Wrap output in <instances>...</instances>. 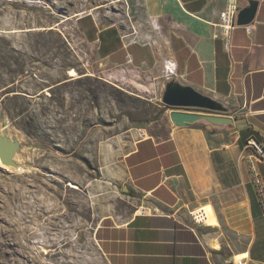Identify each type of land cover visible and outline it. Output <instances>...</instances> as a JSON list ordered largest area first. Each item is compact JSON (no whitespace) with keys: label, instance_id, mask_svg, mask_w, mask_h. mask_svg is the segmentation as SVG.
I'll return each instance as SVG.
<instances>
[{"label":"rangeland","instance_id":"obj_1","mask_svg":"<svg viewBox=\"0 0 264 264\" xmlns=\"http://www.w3.org/2000/svg\"><path fill=\"white\" fill-rule=\"evenodd\" d=\"M32 1L0 0V108L10 126L40 144L29 153L27 170L0 163V264H109L95 232L104 216L136 205L122 190L128 185L122 159L132 146L131 133L164 134L173 109L217 112L166 105L168 78L188 83L169 73L164 59L154 66H118L101 58L79 28L80 15H73L92 9L101 26L123 24V2ZM135 14L128 21L139 25ZM91 20L84 18L82 25L99 49L108 35L118 37L115 25L99 30ZM13 28L23 31H3ZM156 32L157 49L164 50L165 29ZM72 69L79 76H71ZM52 205L57 211L50 212ZM36 213L38 225L31 222ZM50 215L63 221L46 243L40 226ZM25 245L36 253L49 245L51 251L39 263Z\"/></svg>","mask_w":264,"mask_h":264},{"label":"crops","instance_id":"obj_2","mask_svg":"<svg viewBox=\"0 0 264 264\" xmlns=\"http://www.w3.org/2000/svg\"><path fill=\"white\" fill-rule=\"evenodd\" d=\"M118 1L128 13L123 24L101 26L92 9L78 17L93 15L99 30L117 27L118 37L108 35L99 49L79 23L101 58L118 66L169 61V73L228 106L233 124L132 132L122 159L129 191L122 190L136 205L102 218L95 235L103 254L109 264H224L232 256L264 264V211L247 146L251 137L264 141V0L251 29L236 25L229 36L220 25L227 0ZM134 10L139 25L128 21ZM158 26L167 39L161 51ZM256 167L264 179V162Z\"/></svg>","mask_w":264,"mask_h":264},{"label":"water","instance_id":"obj_3","mask_svg":"<svg viewBox=\"0 0 264 264\" xmlns=\"http://www.w3.org/2000/svg\"><path fill=\"white\" fill-rule=\"evenodd\" d=\"M258 7L259 0H247V4L237 13L236 25L246 26L253 23ZM162 99L171 107L199 108L217 112L210 114L173 109L170 117L177 127H186L198 122L205 123L208 128L232 127L233 117L227 115L230 112L228 106L176 77H170L166 81ZM39 149L40 144L24 138L20 132L10 126L5 111L0 108V163L20 171L27 170L32 166L29 153ZM123 190L129 191V187L126 185Z\"/></svg>","mask_w":264,"mask_h":264},{"label":"built area","instance_id":"obj_4","mask_svg":"<svg viewBox=\"0 0 264 264\" xmlns=\"http://www.w3.org/2000/svg\"><path fill=\"white\" fill-rule=\"evenodd\" d=\"M241 8V0H227L226 5L220 12L221 27L226 36H229L232 29L236 26V16ZM247 29L250 30V25H246ZM168 66V65H167ZM247 146L252 149V155L250 158V167L252 171V180L256 188L258 199L262 210L264 211V179L256 167L257 161L264 162V141H259L254 137H251ZM203 213V212H202ZM201 212L195 215L197 220L200 218ZM224 264H247L245 257L232 256L225 260Z\"/></svg>","mask_w":264,"mask_h":264},{"label":"bare ground","instance_id":"obj_5","mask_svg":"<svg viewBox=\"0 0 264 264\" xmlns=\"http://www.w3.org/2000/svg\"><path fill=\"white\" fill-rule=\"evenodd\" d=\"M32 2H35L34 0L32 1ZM89 10H86V11H83V12H78L77 14H75V15H73L74 17L75 16H77V15H81V14H84V13H86V12H88ZM35 28V30H42L43 29V27H40V26H35L34 27ZM46 29H51V28H46ZM22 29H15V28H13V29H11V30H8V29H3V31L5 32V31H7V32H19V31H21ZM29 30V28H25V31H28ZM45 30V29H44ZM23 31V30H22ZM168 63H169V66H167V68H168V70H170L171 72H173L174 70H175V68H176V66H172V64L168 61ZM70 74H71V76H79L78 75V72L75 70V69H72L71 71H70ZM26 206V205H25ZM27 207V206H26ZM48 208H50V212H53V211H57V209H56V206L55 205H52V206H50V207H48ZM40 214H38V213H36V214H34V217L31 219V222H33L34 224H36V225H38V223H37V221H38V219H37V217L39 216ZM205 216V215H204ZM40 217V216H39ZM59 218L60 217H58V215H50V217H48V219L46 220V221H44L42 224H41V226H40V229L43 231L42 233H43V235H41L42 236V238L41 239H43V238H45L44 239V241L46 242V243H48V242H52L51 240L53 239L52 237H50V234H54L55 232H53V230L54 229H56L55 227H57L59 224H60V222L61 221H63V220H59ZM200 218L201 219H203L204 217L203 216H201L200 215ZM40 221V220H39ZM25 224L28 226V223L25 221ZM36 227H33V229H35ZM38 229V228H37ZM34 232H35V230H34ZM56 235V234H55ZM56 239H58V238H54V240H56ZM47 246H49V245H47ZM47 246H44V249L41 251V252H35V248L34 247H28V246H26L25 245V251L31 256V253H34L35 254V256H31V257H33L37 262H39V263H41V262H43L42 261V254L43 253H46L47 251L49 252V251H51L49 248H47ZM53 264V263H52Z\"/></svg>","mask_w":264,"mask_h":264},{"label":"trees","instance_id":"obj_6","mask_svg":"<svg viewBox=\"0 0 264 264\" xmlns=\"http://www.w3.org/2000/svg\"><path fill=\"white\" fill-rule=\"evenodd\" d=\"M86 17H90V18H92V20H93V17H92V15L91 14H89V15H87V16H85V17H81V18H79V23H80V25H82V20L84 19V18H86ZM111 29H115V27H112ZM116 30V29H115ZM106 31H110V30H106ZM92 37V36H91ZM90 40H92V39H90ZM102 49V48H101ZM101 53H102V50H101ZM131 192V191H130Z\"/></svg>","mask_w":264,"mask_h":264}]
</instances>
